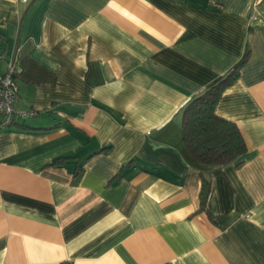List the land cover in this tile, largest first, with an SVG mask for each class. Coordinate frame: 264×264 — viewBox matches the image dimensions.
Segmentation results:
<instances>
[{
  "label": "crops",
  "instance_id": "0c3cea01",
  "mask_svg": "<svg viewBox=\"0 0 264 264\" xmlns=\"http://www.w3.org/2000/svg\"><path fill=\"white\" fill-rule=\"evenodd\" d=\"M0 46L34 111L0 128V264H264V0H0ZM246 50L201 207L179 112Z\"/></svg>",
  "mask_w": 264,
  "mask_h": 264
},
{
  "label": "trees",
  "instance_id": "16d2710c",
  "mask_svg": "<svg viewBox=\"0 0 264 264\" xmlns=\"http://www.w3.org/2000/svg\"><path fill=\"white\" fill-rule=\"evenodd\" d=\"M248 56L249 52L246 50L227 72L192 96L179 112L183 144L188 155L201 168V207H205L211 192V176L226 165L241 164L247 150L238 126L217 114L215 107L222 92L237 80ZM64 160L65 158H57L53 163L58 164Z\"/></svg>",
  "mask_w": 264,
  "mask_h": 264
},
{
  "label": "built area",
  "instance_id": "2783aa9c",
  "mask_svg": "<svg viewBox=\"0 0 264 264\" xmlns=\"http://www.w3.org/2000/svg\"><path fill=\"white\" fill-rule=\"evenodd\" d=\"M3 61V68L0 69V128L11 126L18 117L34 115L33 110H18L15 102L18 97L17 76L19 65L14 54L4 58L0 46V63Z\"/></svg>",
  "mask_w": 264,
  "mask_h": 264
}]
</instances>
